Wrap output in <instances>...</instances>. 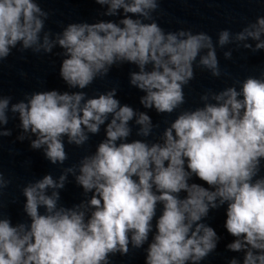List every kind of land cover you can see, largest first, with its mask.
<instances>
[{
  "label": "clouds",
  "instance_id": "obj_1",
  "mask_svg": "<svg viewBox=\"0 0 264 264\" xmlns=\"http://www.w3.org/2000/svg\"><path fill=\"white\" fill-rule=\"evenodd\" d=\"M94 2L106 6L101 15L121 18L73 22L53 33L45 30L50 13L37 0H0V63L13 49L51 54L59 47L60 78L77 89L33 92L16 103L0 95V126L9 112L18 114L17 139H29L52 165L69 159L65 137L83 148L102 126L105 132L95 152L62 168L57 179L46 174L23 187L27 222L13 224L0 201V264H111L110 256L146 243L145 264H200L220 240L203 221L221 207L235 238L227 249L242 252V264H264V71L205 91L201 107L182 108L195 68L230 76L222 73L218 47L264 50V16L238 32L223 29L214 41L206 32H166L153 16L160 0ZM224 58H232L231 49ZM124 64L138 69L129 72V84L143 93L144 109L166 116L179 110L165 119L158 140L148 138L160 124L121 104L116 88L93 97L83 91ZM132 121L143 139L129 140ZM11 134L0 130V137ZM69 175L91 193L72 207L59 203ZM10 183L0 171V196Z\"/></svg>",
  "mask_w": 264,
  "mask_h": 264
}]
</instances>
